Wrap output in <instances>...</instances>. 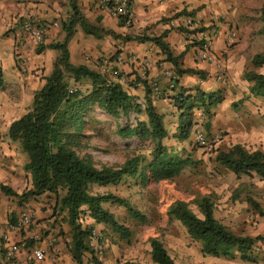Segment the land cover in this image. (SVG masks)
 <instances>
[{
    "label": "trees",
    "instance_id": "obj_1",
    "mask_svg": "<svg viewBox=\"0 0 264 264\" xmlns=\"http://www.w3.org/2000/svg\"><path fill=\"white\" fill-rule=\"evenodd\" d=\"M70 1L72 15L62 24L66 38L62 43L48 46L49 49L59 52L53 70L45 77L43 87L35 93L31 108L15 120L9 129L11 140L19 141L22 151L28 156L24 169L31 174L32 185L22 193L4 184L1 185V190L6 196L17 198L20 204L44 195L54 198L53 211L62 216V220L70 228V253L75 263L83 264V255L87 252L92 255L95 264H101L91 246L94 226L83 227L81 219L89 215L97 225L103 224L120 234L123 239L129 240L131 231L117 220L105 204L114 203L125 207L129 215L137 221L144 222L147 218L122 197L112 193L94 192L93 187L117 185L125 178L137 179L143 186L150 181L158 183L172 180L185 166L191 164V161L168 145L170 133L164 116L153 103L150 85L144 82L146 97L143 107L120 81L110 79L106 74L87 65H75L70 61L68 42L75 35L77 27L95 37L100 36L101 32L98 27L87 22L76 0ZM181 15L193 16L194 13L185 9L173 18L177 19ZM260 18L263 22L261 34L264 35V3ZM203 31L198 28L196 33ZM182 32H185L184 28ZM163 38L164 36L125 37L126 40L154 43L166 55V61L174 66L175 77L169 85L174 93L170 98L180 115L178 132L171 136L179 142L188 141L196 126L194 110H201L205 120L204 129L209 131L214 112L225 101V94L223 91L206 93L200 88L191 94L192 90L179 86L180 78L185 74L205 78L204 73L182 68L181 57L173 56ZM44 48L39 47L37 51L40 53ZM251 63L254 68L264 67V52L255 54ZM68 77L76 82L88 80L91 89L86 93L78 88L71 92ZM243 79L250 84L249 94L244 97V101L252 97L264 98V73L245 71ZM3 86L4 77L0 69V88ZM93 106L115 118L127 116L129 113L141 115V119H135V125L120 127L117 134L123 140H151L150 158L139 154L126 160L118 168L98 166L91 154L83 152L84 139L87 137L85 112ZM215 161L237 177L257 176L264 181V150L250 151L241 144H235L229 150L219 152ZM249 201L256 205L252 199ZM195 202L201 216L184 201L174 202L168 209V215L180 221L188 235L201 243L202 254L235 258L236 254L240 253L243 261H253L254 256L251 253L258 242L264 241V236L253 237L232 232L216 219L210 196H202ZM150 245L151 258L155 264H177L159 238H151ZM3 251L5 252V249ZM6 263L9 264L7 261ZM123 264L139 263L126 261Z\"/></svg>",
    "mask_w": 264,
    "mask_h": 264
},
{
    "label": "crops",
    "instance_id": "obj_2",
    "mask_svg": "<svg viewBox=\"0 0 264 264\" xmlns=\"http://www.w3.org/2000/svg\"><path fill=\"white\" fill-rule=\"evenodd\" d=\"M104 1L76 0L87 22L98 27L101 32L100 36L95 37L77 27L75 35L68 42L70 61L75 65L90 67L89 60L92 58L100 62H104L102 59L104 57L112 58L109 70L111 75H114L113 80L120 81L129 94L135 96L142 105L145 103L144 82H146L151 86L153 103L164 116V122H177L168 129L170 135L178 132L180 115L170 98L174 93L169 88L171 80L175 77L174 66L166 61V55L154 43L126 40L125 37L164 36L163 41L168 45L173 56L181 57L182 68L204 73L205 78L192 74H185L180 78L179 86L192 90L191 94H194L197 88L206 93L223 91L225 94L224 90H228L229 87L226 85L227 77L234 70L243 74L246 67L251 65L253 55L244 54L242 49L244 42L253 38L250 20L254 15L251 10L255 7L261 8V4L257 1L130 0L129 10L132 21L130 26L126 25L123 19L114 18L107 10ZM70 2V0H0V69L4 77V86L0 88V235H4L9 230L11 219H17L20 212L17 206L19 200L6 196L1 190V185H7L18 193H22L32 185L31 174L24 169L28 156L22 151L19 141L11 140L9 129L15 120L31 108L35 93L45 83L44 77L53 70L59 52L49 49L48 46L65 40L66 33L62 24L72 15ZM185 9L193 12L194 15H181L171 24L169 20ZM29 17L49 27L41 46L45 48L40 53L31 44L22 48L19 46L20 40L24 38L21 21ZM188 19L193 21L194 26L209 33L211 49L216 56L215 61L204 62L198 59L199 46L192 45L186 39L189 28L186 27L185 22ZM183 28L185 32H182ZM230 32L236 33L238 40L240 39V43L236 46L227 43ZM107 63V61L104 64L97 63L96 71L104 72ZM260 69L264 70V67ZM215 85L217 88H214ZM243 97L245 91H242L236 99ZM198 112L194 113L195 117ZM93 191L96 192V186L93 187ZM38 200L40 199L31 198L27 205L38 206L36 203ZM35 214V222H38L36 229L43 239L40 244L43 246L46 238L54 233L55 229L52 226L56 217L51 218L48 211L42 212L38 209ZM41 219L43 221H40ZM81 223L83 227L94 226L96 233V223L89 215L82 218ZM62 224L69 232L67 223ZM49 230L50 233L43 238ZM11 238L17 242L25 239L26 236L23 232L14 231ZM71 240L70 233L61 236L51 254H48L47 264H76L70 253ZM257 250L260 251L261 248ZM113 251L117 262L119 253L115 249ZM26 254L25 249L18 254L19 264L25 261ZM252 262V264H264V251L255 254ZM83 264H95L90 253H84ZM106 264H110V261H106Z\"/></svg>",
    "mask_w": 264,
    "mask_h": 264
},
{
    "label": "rangeland",
    "instance_id": "obj_3",
    "mask_svg": "<svg viewBox=\"0 0 264 264\" xmlns=\"http://www.w3.org/2000/svg\"><path fill=\"white\" fill-rule=\"evenodd\" d=\"M254 1L259 2L261 8L255 7L251 10L254 15L250 20L253 38L251 41L244 42L242 49L243 53L248 56L264 52V35L261 34L263 22L258 17V14L261 16L264 0ZM239 43L240 39L235 43V46ZM102 59L104 62H108L106 68L109 69L112 58L107 56ZM89 61L91 62L90 67L95 71L97 63L104 64V62L93 58ZM251 70L264 73V70L254 68L252 63L246 67L245 71ZM110 72L111 70L100 73L113 79L114 75H111ZM68 80L74 91L78 88L86 93L91 89L88 80L83 79L81 82H76L70 77ZM226 85L229 87L228 90H224L225 102L216 110L209 131L204 129L205 120L201 110H197L199 112L196 113V117L194 116L196 126H194L188 141L179 142L170 135L167 141L168 145L191 161V164L185 166L177 177L158 183L150 181L145 186L141 185L137 179L125 178L117 185L96 187L97 192L112 193L127 200L131 206L147 218L144 222L137 221L129 215L125 207L114 203L105 204L117 220L131 231V237L129 240H125L120 234L106 228L103 224H96V241L101 249V257L99 256L98 260L101 264H106V261H110V264H123L126 261L155 264L150 254V239L154 237L164 243L177 264L253 263L252 261H243L240 253H237L235 258L204 256L201 252V243L194 241L188 235L180 221L172 219L168 215V209L174 202L184 201L196 214L201 216L195 201L202 196H210L214 204L216 219L232 232L253 237L264 236V181L257 176L237 177L231 171L220 167L215 161L219 152L227 151L235 144H241L250 151L264 150V98L252 97L247 101H244V97L236 99L242 91H245V96L249 94L250 84L243 79V74L240 71L234 70L227 77ZM214 88H217L216 85ZM142 106L144 107V105ZM197 111L195 109L194 113ZM141 118V115L135 113L115 118L108 116L96 106L90 107L85 112L87 137L84 139L83 152L91 154L98 166L113 168L122 166L126 160L139 154H143L149 159L152 149L151 140L137 138L123 140L117 134L120 127L135 125V119ZM176 123L168 122L166 124L169 129ZM198 132L205 134L204 143H197L196 133ZM39 199L36 201L38 206L17 202L20 210L18 218L24 210H29L35 222L37 209L42 212L48 211L51 218L56 217L52 228L55 229L54 233L57 232V237L60 238L70 233L63 227L62 218H59L60 216L56 215L57 212L53 211L54 198L44 195ZM249 199H252L256 205L252 204ZM18 218L11 219V223L15 224ZM37 223L35 222L28 232L36 229ZM21 232L27 236V231ZM49 233L50 230L44 234L43 238H46ZM42 240L28 238L25 241L29 246H33L37 242L41 244ZM263 247L264 241L258 242L251 254L254 256L258 252L264 251ZM257 248H261V250L258 251ZM4 249L5 244L3 234H1L0 264H7ZM113 249L119 253L117 262Z\"/></svg>",
    "mask_w": 264,
    "mask_h": 264
},
{
    "label": "built area",
    "instance_id": "obj_4",
    "mask_svg": "<svg viewBox=\"0 0 264 264\" xmlns=\"http://www.w3.org/2000/svg\"><path fill=\"white\" fill-rule=\"evenodd\" d=\"M107 10L111 13L114 18L125 20V24L130 26L132 21L130 18L129 10V0H105L104 1ZM172 24L175 19L172 17L170 20ZM186 27L189 28V32L186 34V39L190 43H195L199 46L198 49V59L204 62H212L216 60L215 54L212 52L211 43L209 41V33L206 31L196 33L199 28L194 26L193 21L188 19L186 22ZM21 30L23 33V39L20 40V48L27 47L29 44L35 48L43 44L45 37L48 33L49 27L47 25L41 24L37 19L29 17L21 21ZM238 41V36L234 32H230L227 36V43L234 45ZM26 70V66L24 67ZM109 69H104V73L108 72ZM116 73V72H115ZM74 90L71 89V92ZM205 134L196 133V141L201 144L205 142ZM35 225L33 221V215L31 211L24 210L17 222L11 224L9 230L3 235V241L5 244V258L10 264H19L17 261L18 254L22 249L27 251L26 259L22 264H47L48 254L52 252L53 247L56 245L57 232L52 233L46 238L44 245H40L38 242L33 246H29L26 239H35L37 241L41 240V236L37 233V229L28 230ZM27 231V236L25 239L20 241H13L11 238L12 233ZM97 235L94 232V238L92 240L91 246L95 250L97 257L101 255V249L99 243L96 241ZM43 241V240H42ZM41 241V242H42ZM101 257V256H100Z\"/></svg>",
    "mask_w": 264,
    "mask_h": 264
}]
</instances>
